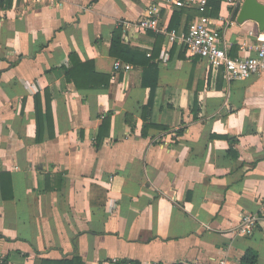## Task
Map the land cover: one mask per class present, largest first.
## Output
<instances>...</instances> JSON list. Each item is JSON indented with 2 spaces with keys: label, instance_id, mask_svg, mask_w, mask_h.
Wrapping results in <instances>:
<instances>
[{
  "label": "crops",
  "instance_id": "1",
  "mask_svg": "<svg viewBox=\"0 0 264 264\" xmlns=\"http://www.w3.org/2000/svg\"><path fill=\"white\" fill-rule=\"evenodd\" d=\"M236 1L205 14L231 56H254L264 30L238 22ZM173 2L0 0V263L264 264V70L228 80L137 27L159 3L161 25L187 32L201 13ZM117 30L143 53L139 64L110 54ZM71 54L111 75L110 86L68 81ZM151 63L156 74L143 77ZM46 91L52 125L37 141ZM244 213L260 218L251 235L237 233Z\"/></svg>",
  "mask_w": 264,
  "mask_h": 264
},
{
  "label": "built area",
  "instance_id": "2",
  "mask_svg": "<svg viewBox=\"0 0 264 264\" xmlns=\"http://www.w3.org/2000/svg\"><path fill=\"white\" fill-rule=\"evenodd\" d=\"M209 0H174L177 7L195 5L201 16L189 24L187 32L180 34L179 30L161 25V12L159 3H151L144 15L137 21V27L143 30H153L157 33H164L167 44L179 43L188 55L206 59L214 68H224L228 80L246 79L252 74L264 70V31L258 35V43L254 47V56L233 57L230 48L220 43V34L214 28V21L207 16V5ZM232 5L238 1L230 0ZM124 67L122 61L114 63L115 71ZM260 223L259 216L244 213L241 216L237 233L251 235ZM188 264V263H181ZM191 264H200L194 262ZM218 264H231L227 258H223Z\"/></svg>",
  "mask_w": 264,
  "mask_h": 264
},
{
  "label": "trees",
  "instance_id": "3",
  "mask_svg": "<svg viewBox=\"0 0 264 264\" xmlns=\"http://www.w3.org/2000/svg\"><path fill=\"white\" fill-rule=\"evenodd\" d=\"M222 0H210L208 7L210 8V5L214 6L215 11L218 10V7L220 6ZM206 14H208L206 12ZM208 15H217V14H208ZM172 26V25H171ZM174 26H172L170 29H173ZM110 54L113 57H117L119 59H122L123 61L131 64H139L140 63V51L137 49L128 47L123 44L122 41V31L117 30L114 34L112 46L110 50ZM70 61H71V68L66 71V78L68 81L73 82L75 86L78 89H85V88H108L111 83V75L102 74L97 72L94 62L87 61L83 62L79 59V57L76 54L70 55ZM157 66L153 63L149 64L148 67L144 70V76L146 74L155 72L156 74ZM143 84H144V78H143ZM146 84V81H145ZM153 86L151 88L150 92V99L148 105L144 108L145 111L147 109H151L154 101V95L156 90V84H157V77L153 78ZM46 106H47V112L45 116L42 115V105L40 96H36V115H37V141H42V124L44 121L49 123V126L52 125V113H51V94L46 91ZM143 116L146 117V115L143 114ZM110 116L104 117L103 123L100 126L99 134L96 138L97 144H100L102 139L106 137L109 134L110 129ZM149 126L147 124L143 127V135H147L146 129ZM252 252H248L245 256V260H249V257L252 255ZM255 258V257H254ZM0 264H5L0 263Z\"/></svg>",
  "mask_w": 264,
  "mask_h": 264
},
{
  "label": "water",
  "instance_id": "4",
  "mask_svg": "<svg viewBox=\"0 0 264 264\" xmlns=\"http://www.w3.org/2000/svg\"><path fill=\"white\" fill-rule=\"evenodd\" d=\"M247 20L256 21L260 30H264V5L257 0H245L238 15V22L244 23Z\"/></svg>",
  "mask_w": 264,
  "mask_h": 264
}]
</instances>
